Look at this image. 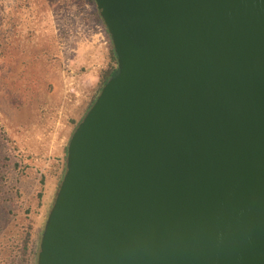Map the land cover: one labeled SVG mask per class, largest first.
Returning <instances> with one entry per match:
<instances>
[{"label":"water","instance_id":"water-1","mask_svg":"<svg viewBox=\"0 0 264 264\" xmlns=\"http://www.w3.org/2000/svg\"><path fill=\"white\" fill-rule=\"evenodd\" d=\"M93 1L116 73L36 264H264V0Z\"/></svg>","mask_w":264,"mask_h":264},{"label":"rangeland","instance_id":"rangeland-1","mask_svg":"<svg viewBox=\"0 0 264 264\" xmlns=\"http://www.w3.org/2000/svg\"><path fill=\"white\" fill-rule=\"evenodd\" d=\"M110 45L84 0H0V264L39 242Z\"/></svg>","mask_w":264,"mask_h":264},{"label":"trees","instance_id":"trees-1","mask_svg":"<svg viewBox=\"0 0 264 264\" xmlns=\"http://www.w3.org/2000/svg\"><path fill=\"white\" fill-rule=\"evenodd\" d=\"M84 1L86 3H88L89 5H91L92 7H94V14H95L96 19H97V21H99V22L102 23L99 15H98V12L96 10V6H95L94 1L93 0H84ZM102 25H103V23H102ZM115 73H116V57H115V54L113 52L112 46L110 45V48H109L108 53H107V64H106V68L100 74V81H99V88H100V90H101V87L105 84V82L109 78H111ZM96 97L97 96H95L91 100L90 106L93 104V102L96 99ZM31 243H32V245H31ZM35 243H37V250L36 251L34 250V247H33V245ZM38 250H39V242H38V240L37 241L30 240L29 237H27L25 239V241L23 242V248H22V252H21L22 253V260H21L22 263H24V264H36V257H37Z\"/></svg>","mask_w":264,"mask_h":264}]
</instances>
